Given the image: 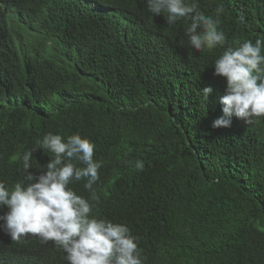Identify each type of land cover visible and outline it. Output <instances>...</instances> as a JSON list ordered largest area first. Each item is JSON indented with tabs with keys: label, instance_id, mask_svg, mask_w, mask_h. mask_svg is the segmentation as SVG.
Here are the masks:
<instances>
[{
	"label": "trees",
	"instance_id": "trees-1",
	"mask_svg": "<svg viewBox=\"0 0 264 264\" xmlns=\"http://www.w3.org/2000/svg\"><path fill=\"white\" fill-rule=\"evenodd\" d=\"M198 4L213 18L223 4L225 47L264 39V0ZM166 16L147 0H0V180H23L22 155L44 134L79 133L103 163L91 215L126 225L143 264H264V117L212 127L224 49L196 51L191 21ZM33 155L39 175L51 154ZM85 182L70 187L91 201ZM65 255L0 230V264H67Z\"/></svg>",
	"mask_w": 264,
	"mask_h": 264
},
{
	"label": "clouds",
	"instance_id": "clouds-1",
	"mask_svg": "<svg viewBox=\"0 0 264 264\" xmlns=\"http://www.w3.org/2000/svg\"><path fill=\"white\" fill-rule=\"evenodd\" d=\"M147 5L155 15L167 13L169 25L190 20L185 35L196 51L224 49L213 63V74L226 80L220 98L223 116L213 121V128L230 127L233 116L247 124L264 117V39L236 41L225 47L226 36L219 28L223 4L216 7L215 18L199 10L198 0H147ZM212 91L210 86L202 89L203 101ZM95 147L79 133L65 138L48 132L24 151L23 180L11 186L0 180V208H7L0 215V230L16 242L29 235L53 242L65 252L67 264H143L137 237L126 225L91 215L96 206L92 201L98 203L94 185L100 181L103 166L94 159ZM37 150L51 154L47 164L40 165L39 175L29 171ZM135 168L142 171L144 163L137 160ZM81 180L92 193L91 201L70 187Z\"/></svg>",
	"mask_w": 264,
	"mask_h": 264
},
{
	"label": "rangeland",
	"instance_id": "rangeland-1",
	"mask_svg": "<svg viewBox=\"0 0 264 264\" xmlns=\"http://www.w3.org/2000/svg\"><path fill=\"white\" fill-rule=\"evenodd\" d=\"M10 21V20H9Z\"/></svg>",
	"mask_w": 264,
	"mask_h": 264
}]
</instances>
